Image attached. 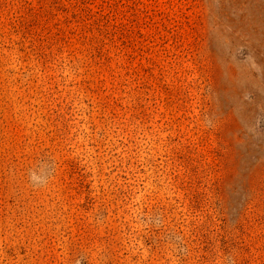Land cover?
Masks as SVG:
<instances>
[{
  "label": "rangeland",
  "instance_id": "obj_1",
  "mask_svg": "<svg viewBox=\"0 0 264 264\" xmlns=\"http://www.w3.org/2000/svg\"><path fill=\"white\" fill-rule=\"evenodd\" d=\"M218 0H0V264H264V17Z\"/></svg>",
  "mask_w": 264,
  "mask_h": 264
},
{
  "label": "bare ground",
  "instance_id": "obj_2",
  "mask_svg": "<svg viewBox=\"0 0 264 264\" xmlns=\"http://www.w3.org/2000/svg\"><path fill=\"white\" fill-rule=\"evenodd\" d=\"M219 12L235 14L243 19L250 15L264 17V0H218Z\"/></svg>",
  "mask_w": 264,
  "mask_h": 264
}]
</instances>
